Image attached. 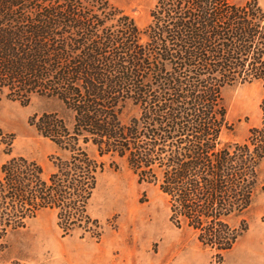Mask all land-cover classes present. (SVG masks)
<instances>
[{
    "label": "trees",
    "instance_id": "16d2710c",
    "mask_svg": "<svg viewBox=\"0 0 264 264\" xmlns=\"http://www.w3.org/2000/svg\"><path fill=\"white\" fill-rule=\"evenodd\" d=\"M252 83L262 84L260 124L244 143L221 145L222 93ZM4 91L22 104L56 99L73 118L32 120L64 154L47 177L22 157L1 165L0 248L44 210L63 237L98 241L87 206L102 159L114 157L158 185L172 225L201 245L222 254L243 232L227 220L250 205L264 163V12L255 0H155L144 31L106 0H0ZM126 108L134 114L123 123ZM12 140L0 131L7 156Z\"/></svg>",
    "mask_w": 264,
    "mask_h": 264
},
{
    "label": "rangeland",
    "instance_id": "374dc122",
    "mask_svg": "<svg viewBox=\"0 0 264 264\" xmlns=\"http://www.w3.org/2000/svg\"><path fill=\"white\" fill-rule=\"evenodd\" d=\"M106 1L131 18L139 31L149 25L155 0ZM255 1L264 12V0ZM261 96V83L224 89L227 129L220 136L221 145L242 144L249 130L259 126ZM43 113H55L67 126L72 124L73 115L56 99L34 95L22 104L8 97L7 91L0 95V131L13 138L9 156L0 146V167L12 157H22L40 165L46 177L54 172V158L64 154L33 125V118ZM133 114L126 108L120 119L125 123ZM88 152L94 156L91 148ZM102 161L105 167L87 206L88 215L102 227L101 238L81 239L79 231L63 237L55 213L44 210L7 235L0 264H264V163L250 205L227 220L243 232L229 251L217 254L201 245L191 230L172 225L168 199L158 185L140 183L124 159Z\"/></svg>",
    "mask_w": 264,
    "mask_h": 264
}]
</instances>
